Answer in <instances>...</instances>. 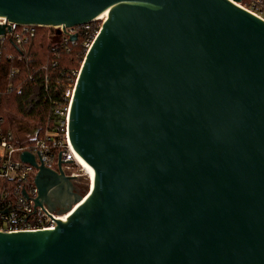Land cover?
Here are the masks:
<instances>
[{
  "label": "water",
  "instance_id": "obj_1",
  "mask_svg": "<svg viewBox=\"0 0 264 264\" xmlns=\"http://www.w3.org/2000/svg\"><path fill=\"white\" fill-rule=\"evenodd\" d=\"M107 9L67 120L93 184L18 153L35 206L70 212L0 230V264H264V20L231 0H0L58 33Z\"/></svg>",
  "mask_w": 264,
  "mask_h": 264
},
{
  "label": "trees",
  "instance_id": "obj_2",
  "mask_svg": "<svg viewBox=\"0 0 264 264\" xmlns=\"http://www.w3.org/2000/svg\"><path fill=\"white\" fill-rule=\"evenodd\" d=\"M101 24L102 20L95 19L90 29L77 26L76 40L54 28L39 26L32 39L20 46L7 42L0 58V125L5 130L12 129L11 116L38 126L36 137L62 127L69 105L63 91L69 82L76 81L87 43ZM35 141L23 139L20 144L31 147ZM58 151L55 149L56 159ZM23 185L16 178L0 179V189L6 186L12 197L20 195ZM85 185L83 181L77 184L78 191Z\"/></svg>",
  "mask_w": 264,
  "mask_h": 264
},
{
  "label": "built area",
  "instance_id": "obj_3",
  "mask_svg": "<svg viewBox=\"0 0 264 264\" xmlns=\"http://www.w3.org/2000/svg\"><path fill=\"white\" fill-rule=\"evenodd\" d=\"M231 1L249 12H253L264 20V0ZM96 19H99V17ZM91 24L92 22L77 26L90 29ZM39 26L47 27L36 24H18L9 20L6 16H0V58L5 54V47L8 41L20 46L24 42L32 39ZM48 27L56 30L61 28L53 26ZM76 28L77 27L68 28L69 33H76ZM69 33L65 34L69 36ZM92 40L87 43L88 46ZM75 84L76 81L73 83L69 82L63 91V95L69 98V105L65 109L66 118L65 121L61 123L62 127L55 132H46L39 137H36L37 134L29 137V139L36 140L31 147L20 144L23 139H16L13 129L7 131L0 125V179L16 178L19 182L24 184L20 188V195L13 197L9 196V191L6 186L0 189V230L11 232L54 229V225L57 224L56 220L67 219L70 211L68 213H58L50 211L45 205L35 206L34 197L37 195V188L35 183H33V179L37 169L30 163L22 162L18 157V153L22 152L23 149H30L34 154L39 153L45 164L51 168H57L60 159L59 155L61 153V158L63 160L61 168L71 175L80 174L75 168V166L79 165L74 158L73 149L68 137L67 124L69 107ZM56 111L64 113V111L58 109H56ZM55 149L59 150L57 159L55 157ZM38 158L39 156L37 155V159ZM24 187L27 190V196L22 194Z\"/></svg>",
  "mask_w": 264,
  "mask_h": 264
},
{
  "label": "bare ground",
  "instance_id": "obj_4",
  "mask_svg": "<svg viewBox=\"0 0 264 264\" xmlns=\"http://www.w3.org/2000/svg\"><path fill=\"white\" fill-rule=\"evenodd\" d=\"M107 12H108V9L105 12L98 15V17H102L103 19H105ZM73 153H74L75 161L78 163V165L80 167H82L84 169V171L89 176V178L93 184V181H92L93 176H94L93 168L90 167L89 164L84 160V158L82 156H80L78 153H76L74 150H73Z\"/></svg>",
  "mask_w": 264,
  "mask_h": 264
},
{
  "label": "flooded vegetation",
  "instance_id": "obj_5",
  "mask_svg": "<svg viewBox=\"0 0 264 264\" xmlns=\"http://www.w3.org/2000/svg\"><path fill=\"white\" fill-rule=\"evenodd\" d=\"M15 128H14V133L18 138H22V137H31L32 136V132L33 130L28 128L26 125H24L23 123H21V121L16 118L15 119V124H14ZM82 183V180L78 181L77 184Z\"/></svg>",
  "mask_w": 264,
  "mask_h": 264
},
{
  "label": "rangeland",
  "instance_id": "obj_6",
  "mask_svg": "<svg viewBox=\"0 0 264 264\" xmlns=\"http://www.w3.org/2000/svg\"><path fill=\"white\" fill-rule=\"evenodd\" d=\"M99 19L103 21V19H102L101 17H99ZM15 119H16L15 116H11V118H10V120H11V124H12V126H13V129L15 128V126H14V124H15ZM19 120H20V119H19ZM20 121H21V120H20ZM29 124H30V123H29ZM19 139H20V138H19ZM22 139H29V138H27V137H22L21 140H22ZM75 168H76V171H77L78 173H84V172H85L84 169H83L82 167H80V166H75ZM82 181L85 182V179L82 178ZM85 184H86V182H85ZM85 186H86V185H85Z\"/></svg>",
  "mask_w": 264,
  "mask_h": 264
},
{
  "label": "crops",
  "instance_id": "obj_7",
  "mask_svg": "<svg viewBox=\"0 0 264 264\" xmlns=\"http://www.w3.org/2000/svg\"><path fill=\"white\" fill-rule=\"evenodd\" d=\"M21 123H23L24 125H26L28 128H30V129H32V130H35V125H33V124H29V123H27L26 121H24V120H21ZM12 126V125H11ZM12 129H13V127H12ZM14 130V129H13ZM16 136V135H15ZM16 139H18V140H21V139H19L17 136H16Z\"/></svg>",
  "mask_w": 264,
  "mask_h": 264
}]
</instances>
